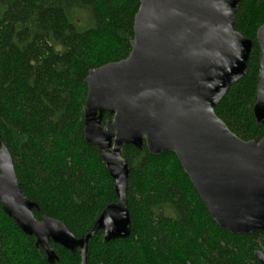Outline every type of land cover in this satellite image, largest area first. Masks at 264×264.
<instances>
[{
	"label": "trees",
	"instance_id": "16d2710c",
	"mask_svg": "<svg viewBox=\"0 0 264 264\" xmlns=\"http://www.w3.org/2000/svg\"><path fill=\"white\" fill-rule=\"evenodd\" d=\"M139 0H0V135L14 159L36 219L61 221L77 238L117 202L102 152L84 139L86 78L126 59ZM264 0H243L236 30L254 41L248 74L233 85L216 115L244 141H260L253 108L259 83L258 29ZM113 117L105 116L103 124ZM132 234L89 242L88 264H260L264 232L237 236L211 218L172 153L152 156L126 146ZM56 264H81L80 253L52 245ZM0 264H48L0 205Z\"/></svg>",
	"mask_w": 264,
	"mask_h": 264
},
{
	"label": "water",
	"instance_id": "95a60500",
	"mask_svg": "<svg viewBox=\"0 0 264 264\" xmlns=\"http://www.w3.org/2000/svg\"><path fill=\"white\" fill-rule=\"evenodd\" d=\"M242 1L139 0L130 55L89 72L84 139L102 152L117 202L88 234L77 238L61 221L36 219L38 205L24 195L0 135V205L25 235L35 237L48 264L59 261L52 244L79 251L81 264H88L89 242L98 232L108 243L130 238L126 146H145L155 157L174 154L221 229L238 236L264 232V137L244 141L215 113L249 71L254 41L236 30ZM256 41L261 58L253 114L261 128L264 25ZM105 116L113 118L103 124ZM255 258L264 264L262 251Z\"/></svg>",
	"mask_w": 264,
	"mask_h": 264
},
{
	"label": "bare ground",
	"instance_id": "6f19581e",
	"mask_svg": "<svg viewBox=\"0 0 264 264\" xmlns=\"http://www.w3.org/2000/svg\"><path fill=\"white\" fill-rule=\"evenodd\" d=\"M238 236V235H237ZM31 237H33V236H31ZM35 238V237H34ZM52 245H55V244H52ZM56 246H58V245H56ZM61 247V246H60ZM53 248V247H52ZM63 248V247H62ZM54 249V248H53ZM64 249V248H63ZM55 251V250H54ZM69 252V251H68ZM79 252V251H78ZM56 253V252H55ZM71 253V252H70ZM256 253V252H255ZM264 253V252H263ZM57 255V254H56Z\"/></svg>",
	"mask_w": 264,
	"mask_h": 264
}]
</instances>
